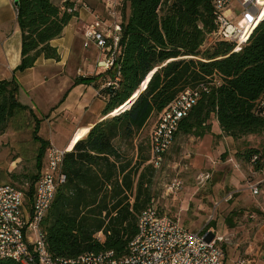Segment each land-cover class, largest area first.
Wrapping results in <instances>:
<instances>
[{
	"label": "trees",
	"instance_id": "1",
	"mask_svg": "<svg viewBox=\"0 0 264 264\" xmlns=\"http://www.w3.org/2000/svg\"><path fill=\"white\" fill-rule=\"evenodd\" d=\"M72 5L18 0L21 59L16 72L33 68L40 57L60 61L51 42L62 36L75 16V11H67ZM121 15L113 66L81 79L102 83V120L65 153V182L41 224L46 249L55 259L72 260L89 252L111 251L116 258L127 254L137 234L139 214L153 204L155 168L148 163L150 142L146 148L136 147L135 159L122 146L132 150L148 121L184 91L198 89L199 97L179 122L175 138H203L210 134L212 119L222 134L234 140L264 136V18L235 51V43L225 40L202 49L218 29L212 0H123ZM18 92L14 78L0 81V135L16 113L28 111L19 103ZM36 139L38 174L29 178L24 191L28 208L49 147L47 141ZM254 156L257 159L251 163ZM237 157L251 163L255 171L263 168L262 150L246 148Z\"/></svg>",
	"mask_w": 264,
	"mask_h": 264
},
{
	"label": "rangeland",
	"instance_id": "2",
	"mask_svg": "<svg viewBox=\"0 0 264 264\" xmlns=\"http://www.w3.org/2000/svg\"><path fill=\"white\" fill-rule=\"evenodd\" d=\"M230 10L232 15L228 18L236 25L243 17L242 9L233 3ZM247 19L248 23L252 24L253 18ZM240 23H244L243 18ZM255 24L249 25L248 30ZM231 37L238 40V34L235 32ZM216 40H220L219 36H208L202 49L212 46ZM78 66L79 70L76 71ZM87 74L82 62L70 63L62 70V75L39 85V93L60 95L56 116L58 113L69 114L55 126L43 123L35 132V122L29 113L24 118H17L8 124L7 129L0 135V185L12 184L22 187L29 183L31 176L38 174L36 152L39 142L36 138L46 142L51 137L54 143L61 147L65 139L64 130H67L69 122L74 120L72 116L79 119L87 109L89 117L96 114L100 103L95 87L93 83L81 80ZM150 75L141 85V90ZM40 76V72L34 70L26 76V81L31 82L35 77L40 82ZM36 113L41 115L39 111ZM214 121L212 119L211 129L216 131ZM149 125L136 135L132 150L122 146L129 157L136 158L138 145H143L144 148L148 146L151 127ZM263 147V135H250L238 140L222 132L220 136L205 135L200 139L177 136L166 152L162 166L155 169L152 205L161 214L178 220L187 229L199 231L209 227L219 236L227 238L223 247L222 264H236L239 259L245 260L246 264H264V240L258 238L259 225L264 221V217L249 221L253 208L248 201L254 202L257 199L251 194L248 185L261 182L264 175L260 176V173L254 170L252 162L247 164L237 157V153L246 148L264 151ZM263 169L264 161L261 171ZM206 175L208 178L200 181L201 177ZM174 183H179V187L172 186ZM263 185L264 183L259 184V187L263 189ZM231 211H236V214L230 216ZM233 223L235 225L230 227Z\"/></svg>",
	"mask_w": 264,
	"mask_h": 264
},
{
	"label": "built area",
	"instance_id": "3",
	"mask_svg": "<svg viewBox=\"0 0 264 264\" xmlns=\"http://www.w3.org/2000/svg\"><path fill=\"white\" fill-rule=\"evenodd\" d=\"M72 0H62L63 3ZM123 0H105L108 25L99 32L96 25L85 26L84 46L93 44L99 51L97 68L109 70L114 63L121 34V3ZM236 3L244 18L246 14L257 16L260 5L257 0H212L218 29L211 35L220 40L235 43V51L243 44L246 30L240 27V19L232 24L230 5ZM69 13L76 11L72 5ZM100 22V17H95ZM232 28V32H229ZM238 34L232 38L233 33ZM245 40V39H244ZM205 90V89H204ZM199 97V90H186L181 93L158 116L150 135V158L148 163L155 169L162 166L164 157L175 140L178 124L187 116ZM67 149H59L49 144L45 164L35 185L33 201L28 208L24 191L27 184L17 187L0 185V261L11 260L19 264H222L224 245L227 238L219 236L213 229L193 231L184 227L178 220L161 214L150 205L138 216L137 234L128 244L125 256L116 258L114 253H84L76 259H55L46 249L42 231V221L54 199L57 189L64 184L62 161ZM257 157L251 160L253 163ZM208 176L201 177L204 181ZM259 183L248 185L253 195L259 193ZM172 186L179 187V183ZM236 264H246L239 259Z\"/></svg>",
	"mask_w": 264,
	"mask_h": 264
},
{
	"label": "crops",
	"instance_id": "4",
	"mask_svg": "<svg viewBox=\"0 0 264 264\" xmlns=\"http://www.w3.org/2000/svg\"><path fill=\"white\" fill-rule=\"evenodd\" d=\"M14 1L15 0H0V81L11 80L12 78L16 80L19 85L18 101L22 106L27 107L28 111L26 110L16 113L9 123L11 124L17 118L22 119L27 113H29L30 117L35 122L34 126L37 125L38 129L41 128L43 123L53 127L60 120L64 119V117L69 116V114L58 113L56 116V112L59 109L58 103L60 101V95L54 96V94L48 92L39 93L37 89L39 85L44 84L45 81L48 83L52 78L56 79L58 75H62V70L67 68L70 63L75 64L77 62H82L88 73L86 77L98 76L106 72L101 68H97L96 64L100 60L99 51L93 44L84 46L85 38L83 36L85 26L96 25V30L99 32L107 27L108 17L105 9V0H72L71 3L76 6V14L64 28L62 36L51 42V45L57 49L58 54L60 55V61L56 62L54 60H46L40 57L36 60L33 68L24 72H16V68L20 64L21 59V32L16 22L17 11ZM52 1L57 4L63 3L62 0ZM122 5L123 1L121 3V8ZM96 16L100 17V22L98 24L95 22ZM34 70L40 72L41 81L38 82L35 77L31 82L26 81V76L31 74V72H34ZM77 70H79V66L76 71ZM97 82L98 80L93 82V87H95L96 96L100 103V107L96 114L89 117L88 115H90V113H88L87 109L79 119L72 116L74 120L70 121L68 129L64 130L65 139L63 146H57L51 137L47 141L49 144H52L59 149H67V151H71L75 143L83 139L95 123L102 120L104 99L99 94V88L102 83L100 81ZM29 110L31 112H29ZM37 111L41 113L40 116L36 113ZM156 121L157 117H152L145 126L147 127L151 124L149 125L151 126L149 128V136L151 135ZM214 122L216 131L215 129H211L210 134L207 135L214 134L220 136L221 131L218 127V123L216 121ZM147 154L150 158V146ZM45 158L46 152L42 160V168L45 164ZM258 173H260V176L264 175V169L262 171L259 170ZM263 180L264 179H262V181ZM259 190L260 191L257 195L251 193L257 198L254 202L248 200L253 208L251 210L252 213L249 216V221L264 217V185L263 189L259 187ZM235 212L231 211L230 216L235 215ZM234 225L235 224L233 223L230 227H233ZM252 225H254V223H252ZM258 230V238L264 240V221L260 223Z\"/></svg>",
	"mask_w": 264,
	"mask_h": 264
},
{
	"label": "bare ground",
	"instance_id": "5",
	"mask_svg": "<svg viewBox=\"0 0 264 264\" xmlns=\"http://www.w3.org/2000/svg\"><path fill=\"white\" fill-rule=\"evenodd\" d=\"M257 1H258L259 5H260L259 6L260 9H259V11L257 13V16L253 17L251 14H246L244 16V18H243L244 19V23L240 24L241 29L242 30H244V29L246 30V33H245L244 37L242 38V41H244L243 39H245L247 32L250 31V29L248 30L249 25L252 26L253 24H255L257 22L256 20H258V19L260 20V19L264 18V0H257ZM247 17H252L253 18L252 24L248 23ZM228 30H229V32H232V28H229Z\"/></svg>",
	"mask_w": 264,
	"mask_h": 264
},
{
	"label": "water",
	"instance_id": "6",
	"mask_svg": "<svg viewBox=\"0 0 264 264\" xmlns=\"http://www.w3.org/2000/svg\"><path fill=\"white\" fill-rule=\"evenodd\" d=\"M14 5L17 7L18 6V0L14 1Z\"/></svg>",
	"mask_w": 264,
	"mask_h": 264
}]
</instances>
